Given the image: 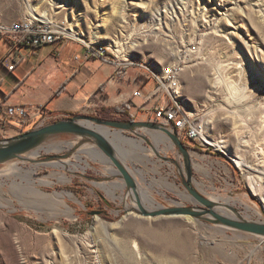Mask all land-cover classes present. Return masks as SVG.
Masks as SVG:
<instances>
[{"label":"rangeland","instance_id":"1","mask_svg":"<svg viewBox=\"0 0 264 264\" xmlns=\"http://www.w3.org/2000/svg\"><path fill=\"white\" fill-rule=\"evenodd\" d=\"M9 11L47 16L54 29L76 32L60 41H77L84 49L85 43L94 49L104 45L116 62H132L120 70H134L142 84L154 85L147 69L157 76L177 72L180 101L202 134L215 142L181 140L188 145L192 184L238 215L264 221V0H13ZM117 43L118 54L111 46ZM78 114L99 117L102 110L73 115ZM150 117L141 112L135 120ZM138 132L179 165L157 156L133 133L122 132L145 147L134 153L128 143L118 144L108 135L137 188L151 192L150 198L139 192L143 205L194 203L171 140L157 137L160 130ZM15 133L6 138L20 134ZM79 140L61 134L0 164L2 169L15 161L21 167L20 173L0 174V264H264L261 236L185 215H139L116 167L103 161L105 155L93 143H86L95 148L93 156L68 144ZM64 153L69 155L49 158ZM60 160V166L50 163ZM43 176L45 182L38 184ZM28 179L48 195L20 184ZM55 192L63 194L70 211L57 204L50 195ZM216 209L235 216L225 206Z\"/></svg>","mask_w":264,"mask_h":264},{"label":"crops","instance_id":"2","mask_svg":"<svg viewBox=\"0 0 264 264\" xmlns=\"http://www.w3.org/2000/svg\"><path fill=\"white\" fill-rule=\"evenodd\" d=\"M12 5L13 0H0L3 23L23 17L20 12L9 11ZM0 39L1 58L11 44ZM84 54V45L77 41L57 40L36 48L20 45L15 50L13 68L0 65V109L7 104H41L55 117H65L95 107L124 105L128 113L137 112L133 117L149 113L155 105V98L145 99L152 90L149 81L142 84L134 70L124 74L114 65ZM136 89L141 91V97L132 96ZM28 128L31 127L25 130ZM15 132L10 130V134Z\"/></svg>","mask_w":264,"mask_h":264},{"label":"water","instance_id":"3","mask_svg":"<svg viewBox=\"0 0 264 264\" xmlns=\"http://www.w3.org/2000/svg\"><path fill=\"white\" fill-rule=\"evenodd\" d=\"M82 122H89L94 126H104L109 130L133 133L135 136L151 146L157 156H160L164 160H171L178 168L179 165L175 159L161 156L154 149L148 138L140 134L138 130L153 129L164 132L171 140L172 144L176 147L177 157L182 158V164L185 172V177L182 176V183L190 194L191 198L194 200V203H191L190 205L174 203L168 206L161 205L147 208L141 201L135 177L118 157L111 140L107 137V135L98 131L95 127L85 125ZM61 134L74 135L80 138V140L76 142V148H79L80 145L89 142L93 143L96 148H98L105 155V159L103 161L110 162L116 167L118 176H120L124 181L126 194L130 195L131 200L135 202V211L139 215L145 217L185 215L195 219H203L214 225H220L227 229L264 237V221L246 219L238 215L232 206L221 204L218 201H213L199 192L196 187H194L192 184V163L188 149L183 145L182 141L177 137L175 132H171L165 126L153 121H125L119 119H105L88 114H78L71 117L58 119L29 129L28 131L18 135L1 138L0 164L9 162L16 158H21V155L40 147L48 139ZM68 155L69 153H64L61 155L53 154L50 155L49 158H61L67 157ZM217 206L227 207L229 210L235 213V216H231L219 211L216 209ZM92 213L100 214L101 210H93Z\"/></svg>","mask_w":264,"mask_h":264},{"label":"built area","instance_id":"4","mask_svg":"<svg viewBox=\"0 0 264 264\" xmlns=\"http://www.w3.org/2000/svg\"><path fill=\"white\" fill-rule=\"evenodd\" d=\"M65 33L54 29L48 22L25 15L9 23L0 20V38H4L11 44L10 49L0 59V65H5L12 69L15 65V50L20 45L32 48L39 47L46 43L60 41L65 37ZM86 58L96 57L104 62L116 64L118 69H122L124 64L116 62L108 51L93 49V45L85 43ZM150 77L153 80L152 90L145 96V99L155 98V105L150 109V119L153 122L165 126L171 132H175L180 140L197 141L202 137V128L191 118L190 112L182 106H178L172 100V88L179 82L177 72L171 71L166 76H155L149 69ZM123 71H126L123 69ZM147 77V76H145ZM132 96L141 97V91L136 89ZM161 99H164L162 101ZM99 107L93 108L96 111ZM135 116L136 111L129 112ZM54 114L44 105L30 106L27 104H7L0 109V135L9 136L10 130L21 133L27 127H38L54 119ZM1 139V138H0Z\"/></svg>","mask_w":264,"mask_h":264},{"label":"bare ground","instance_id":"5","mask_svg":"<svg viewBox=\"0 0 264 264\" xmlns=\"http://www.w3.org/2000/svg\"><path fill=\"white\" fill-rule=\"evenodd\" d=\"M64 6V5H63ZM33 9V8H32ZM35 13L34 12H32V13H30V17H33V18H35V19H38V20H40V21H42V22H45V23H47L48 21H49V17H47V16H39V15H34ZM64 30H65V33H67V34H69V35H74V36H77L76 35V32H74V30H72L71 28L69 29H65L64 28ZM67 30V31H66ZM111 46L114 48V50L117 52V54L119 53V52H121V47L119 46V43H117V44H111ZM106 47L104 46V45H98L97 46V50H103V51H105L106 49H105ZM94 49V48H93ZM126 55H128V54H126ZM124 56V58H126V56L125 55H123ZM129 56H131V57H133V55H129ZM128 62V61H127ZM129 63V62H128ZM132 63V62H131ZM155 76H157V74L155 73V72H152ZM172 100H173V102L175 103V104H177L178 106H182V107H184V105H183V103H182V101H180V98H179V87H177L176 85H174V87L172 88ZM185 108V107H184ZM186 109V108H185ZM83 124H85V125H88V126H91V127H95L98 131H100V132H102L103 134H105V135H107V137H108V135H110V134H112L113 136V138H112V141H113V139L114 140H116V139H118L117 141H118V144H120V142L122 141V142H124V143H128L129 145H130V151L131 152H133L134 153V150H136V149H145V147L142 145V143H141V141H139V140H136V139H133V138H131V137H129V136H126L125 134H123L121 131H115V130H109L108 128H106V127H104V126H94L92 123H89V122H82ZM148 131V130H147ZM150 132V131H149ZM146 133V132H145ZM148 133V132H147ZM158 134V136L157 137H160V139L162 138V139H165V140H168V136L164 133V132H157ZM109 138V137H108ZM116 138V139H115ZM202 138H203V141H205V142H207V143H210V144H214L215 142L211 139V138H209V137H207V135H203L202 134ZM110 139V138H109ZM111 141V142H112ZM70 146H72V145H76V141H74V142H69L68 143ZM122 144V143H121ZM123 145V144H122ZM117 147V146H116ZM122 147V146H121ZM119 148V147H118ZM77 149H79L80 151H83V152H88L91 156H93L92 154H93V151L92 150H94L95 148L93 147V146H90L89 144H82V145H80L79 146V148H77ZM94 152H95V150H94ZM97 153H98V151H96ZM126 153V152H125ZM195 154V153H194ZM145 156H148V157H150V153H145L144 154ZM191 155H192V152H191ZM77 158H78V160H83L82 158H81V156H77ZM236 162H237V166H239L241 169L243 168V166H245L244 164H243V162H242V160L240 159V157H237L236 158ZM53 166H60V165H62L61 163H62V160H60V161H54V162H50ZM21 169V167L18 165V163L17 162H12V163H9L6 167H4V168H2V169H0V174H8V173H12V174H16V173H20L19 172V170ZM113 170H114V172H116V169H114L113 168ZM130 171V170H129ZM138 171V173H140V169H138L137 170ZM153 171L154 172H156V173H158L159 171L157 170V168H153ZM141 174H142V172H141ZM133 175V174H132ZM22 177H24V179H26L27 178V176H22ZM46 176H43V177H39L38 178V184H40V183H44L45 182V180H43V178H45ZM20 184H23V186H27L30 190H32V191H34V192H36V193H39V194H41V195H44V196H47L48 194L47 193H44V192H42L39 188H37L36 186H35V182L33 183V180H29L28 179V181H27V183H20ZM20 184H18V185H20ZM100 185L102 186V187H104V188H106V190L107 191H109V187H108V185L106 184V183H104V182H100ZM112 185V184H111ZM114 186V185H113ZM119 186H122V184H120ZM138 186V185H137ZM34 189V190H33ZM138 189V191L141 193V195H145V196H147V197H149L150 198V196H151V192L149 191V190H142V189H140V188H137ZM113 194V193H112ZM50 195H52V196H55V197H57V204L58 205H61V206H63L67 211H70L71 209L66 205V203L64 202V200L62 199V193H60V192H55V193H52V194H50ZM209 199H211V200H213V201H218V199L217 198H214V197H212V196H207ZM262 201H263V204H264V196L262 197V199H261ZM222 204V203H221ZM218 207H220V206H217V208ZM217 226H220V225H217ZM220 227H222V226H220ZM264 238V237H263ZM263 241V240H262Z\"/></svg>","mask_w":264,"mask_h":264},{"label":"trees","instance_id":"6","mask_svg":"<svg viewBox=\"0 0 264 264\" xmlns=\"http://www.w3.org/2000/svg\"><path fill=\"white\" fill-rule=\"evenodd\" d=\"M102 114L99 115L101 118H114V119H119V120H125V121H133L135 120V117L131 116L126 110L124 105L120 106H113V107H101ZM107 113H113L117 114V117H108ZM183 145L185 147H188V145L182 141ZM194 148H197L199 150V147L196 146ZM201 150V149H200Z\"/></svg>","mask_w":264,"mask_h":264},{"label":"flooded vegetation","instance_id":"7","mask_svg":"<svg viewBox=\"0 0 264 264\" xmlns=\"http://www.w3.org/2000/svg\"><path fill=\"white\" fill-rule=\"evenodd\" d=\"M101 118V117H100Z\"/></svg>","mask_w":264,"mask_h":264}]
</instances>
